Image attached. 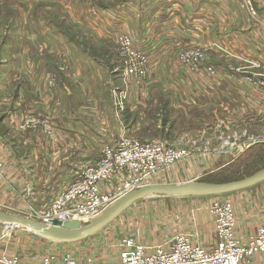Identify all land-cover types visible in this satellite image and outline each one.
<instances>
[{
  "label": "crops",
  "instance_id": "1",
  "mask_svg": "<svg viewBox=\"0 0 264 264\" xmlns=\"http://www.w3.org/2000/svg\"><path fill=\"white\" fill-rule=\"evenodd\" d=\"M251 1L254 12L245 0H113L93 11L86 10L79 0L77 8L71 6L72 1L58 0L73 9L72 18L67 20L89 31L82 40L102 50L86 48L82 40L72 36L60 40V32L48 19L15 20V34L8 36L5 49L8 55L0 62V211L26 216L31 209L43 210L79 171L100 157L101 138L105 137L89 128L87 121L103 124L117 117L111 98L113 87L120 92V96L114 93L116 104L123 101L128 109L165 102L175 109L187 107L207 113L211 124L208 132L219 140L209 144L204 154L188 156L162 170L151 183L198 180L203 170L221 169L256 144H264V89L260 85L264 82V0ZM119 33L127 34L134 47L149 58L145 83L124 79L122 73L113 74L119 64L109 47ZM214 43L221 49L213 48ZM190 46L209 50L194 71L172 58L177 49ZM60 66L65 70L60 71ZM208 66L213 73L206 71ZM97 104L105 106L100 111ZM29 112L50 120L49 134L21 127ZM217 122L226 130L224 135L214 134ZM229 122L235 126L225 124ZM247 128L255 133H247ZM132 129L134 125L126 133ZM105 131L113 132L111 128ZM123 136L130 135L120 134L106 144H114ZM101 187L105 188V183ZM240 191L245 189L233 192ZM245 193L230 196L236 234L243 239L264 224V206H248ZM203 197L212 196L191 198ZM195 215L190 220L184 216L175 233L195 232V242L211 249L216 241L212 217L208 212ZM132 236L155 245L171 235H161L158 241ZM86 239L48 242L44 251L34 247L27 253L25 248L17 256L33 263L46 254L59 256L63 252L71 253L79 262L88 255L104 259L98 249L107 244L100 233ZM0 252L10 254L8 250ZM106 257L116 260L117 254ZM239 264L264 261L254 255Z\"/></svg>",
  "mask_w": 264,
  "mask_h": 264
},
{
  "label": "rangeland",
  "instance_id": "2",
  "mask_svg": "<svg viewBox=\"0 0 264 264\" xmlns=\"http://www.w3.org/2000/svg\"><path fill=\"white\" fill-rule=\"evenodd\" d=\"M68 1H72L71 6H73L74 8L78 7L77 6L78 0H68ZM79 1L81 3V6L86 7L85 8L86 10L90 8L89 10L93 11V10H97V9H93L94 7L97 8L99 5L103 7L104 5H107L113 0H79ZM247 1L249 2L250 5V11L254 12V8L252 9L253 2L251 0H247ZM62 6L63 5H60V2H58V0H45V1L39 0L36 3L35 0H0V62L3 55L6 56L8 55V53L5 51L7 45H9L8 36L10 35L12 36V34H15V29L13 25H15L14 21L17 20L18 18L21 19L43 18L44 20L48 19L49 21L55 24V29L60 32L61 35L60 40H65L66 38H69L71 36L74 39H79V40L85 38L84 35H88L89 31L86 28H82L78 24L72 23L69 20H67L72 18V15L70 14V11L73 13L72 7L69 10L68 8ZM120 34H125V33H119L118 35ZM116 37L111 43L112 47L110 45L109 49L111 50L113 49L112 51L114 52L115 58L118 60V64H119L117 70H115L113 74L118 73L121 75V73L123 74V65H121L120 55L117 50ZM82 43L86 48L88 47L89 49L102 50V47L98 48L97 46H95V44L93 45V43L86 42L85 40H82ZM73 44L77 45L78 43L74 42ZM213 46H215L213 48L217 47L221 49V47H219V45L216 43H214ZM188 49H198L200 51H203L204 57L200 61V64L206 59L207 52L209 50L203 46L201 47L190 46V47L179 48L175 51L174 57L172 56V58H174L183 68H186L189 71H194L200 67V64L197 68L191 70L185 67L184 65H182V63L179 60L180 52ZM148 62H149V58L147 63ZM59 70L64 71L65 68L63 66H60ZM123 76L124 79L130 78V77H126L125 75ZM53 77L51 78L53 79ZM147 77L148 74L146 71V76L142 80L137 82L134 80L132 81L136 83L138 82L145 83L147 81ZM117 82L118 85L121 84L118 78H117ZM113 89L114 87L111 89V98L114 103L113 107L116 110L117 117L115 118L113 116L110 122H103V124H100L99 120L98 121L93 120V122L87 121V123H89L90 125L89 128H91L94 131H99L104 135L105 138H101L102 145L100 146V148L102 150L105 145H108L106 144L108 142L107 140H109L110 142H114V140H116L118 135L120 134L130 135L127 137H132L142 142L157 141L158 143H161L162 145H165L167 147H171L174 149H185L190 152L189 156L191 155L200 156L205 153L204 151L207 149V146L209 144L211 145L214 142L218 144L219 140L214 135H211V133L208 132L210 131L211 124L207 121L208 118L206 116L207 113L201 114L196 112L195 110H189L187 107L175 109V107H173L172 105L169 106L165 102H160L159 105H154V106L137 105L134 108L128 109L126 108L125 104L123 105V101L117 102L116 104V101L114 99L115 97L114 93H116L117 96H120V92L118 89L115 90ZM104 106L105 105L97 104V107L100 111L102 110V108H104ZM29 114H36V113L29 112L27 115ZM225 124L227 126L230 125L235 126L233 122L232 123L229 122ZM132 125H134V129L126 133L127 131L126 129L130 128ZM233 126L229 127V130L233 128ZM222 127L223 125L217 122V125L215 127L217 129V132L214 134L218 135V132H220L219 134L223 132L224 135V132L226 130H223ZM104 128L105 129L111 128V130L113 131L112 134L111 135L107 134ZM237 130L238 129H236L235 131ZM248 131L249 129L247 128V133ZM249 132L251 133L252 130ZM211 137H213L214 139L212 140ZM90 154L91 155H88L89 158L95 156L97 152L95 154L92 153ZM262 168H264V144H256L253 150L243 153L242 155L238 156V158L229 162L228 165L222 167L221 169L203 170L202 176L198 179V181H202V182L230 181L249 175ZM184 178H188V176ZM235 193L247 194L246 199L244 198L245 199L244 202L247 203L248 206L249 205L252 207H255V205L264 206V181L252 187L245 188V191L242 192L240 191L229 194L213 195L212 197L175 198V197L153 196L138 201L132 204L130 208L126 209L122 214H120L112 222H110L107 226H105L102 230H100L101 231L99 232L100 237L103 238L104 240L103 243L107 244L106 247L103 245V249L101 247L102 245L101 246L99 245L100 248L98 250H100V252L104 253L105 255V257L103 256L101 257H103L104 259H109V257H106V255L108 256L111 255V257L116 256V254L118 253V249L117 247H115V244H118L119 242L118 240H120V238L123 237L125 234L128 235V233H133L132 235L135 234L138 236L140 235V237L147 238L146 239L147 241L149 240V238H151V240L158 241L161 235L172 236L175 233L176 226L178 224H182V219L187 217V219L190 220L191 215L192 214L194 215L195 213L196 215H204L208 212V214L210 215L209 208L215 202H220V203L229 202L232 205L234 212V207H233L234 204L232 203L230 196ZM24 217H28L32 219L28 215ZM213 225H214V221H213ZM262 225L264 224H261L259 226ZM259 226H257L256 229ZM6 228L7 229H4L3 225H0V233H2V236L0 238V249L4 251L8 250L10 251L8 252L10 254H7L5 252L4 253L0 252V257H2L3 255L17 256V253H21L22 250L25 248L27 249V253H31L32 251L30 250L34 247L35 248L38 247L39 249L37 250L44 251L45 247H48L47 243L48 242L52 243L49 240L40 238L35 234H32L31 232L18 229L12 225H7ZM151 231L153 234H151ZM236 231L237 230L235 228V232ZM143 243L147 244L146 242ZM46 251H53V250L47 249ZM88 256L98 259L91 255ZM88 256H85V259ZM17 257L20 260L26 261L25 259H22L19 256ZM104 259H100V260H104ZM242 260H247V259H242Z\"/></svg>",
  "mask_w": 264,
  "mask_h": 264
},
{
  "label": "built area",
  "instance_id": "3",
  "mask_svg": "<svg viewBox=\"0 0 264 264\" xmlns=\"http://www.w3.org/2000/svg\"><path fill=\"white\" fill-rule=\"evenodd\" d=\"M245 2L250 8L249 2ZM132 44V39L125 34L116 37L123 75L137 82L146 76L148 58ZM203 57V51L198 49L184 50L179 54L182 65L191 70L199 66ZM206 71L213 73L210 66ZM49 79L52 86V78ZM260 85L264 89V82ZM21 127L43 134H49L51 130L49 119L36 114L26 115ZM189 154L185 149H174L157 141L142 142L123 136L114 144L105 145L100 157L79 171L46 208L31 209L28 216L44 223L54 219L85 223L119 197L150 184L155 175ZM1 169L0 162V172ZM102 183H105V188L101 187ZM209 213L214 220L216 237L211 249L195 242V232L180 231L155 245H147L136 236L125 235L115 244L118 249L116 260H98L88 256L79 262L69 252H63L59 256L49 253L36 263L3 255L0 264H239L242 259L254 255H260L264 261V225L243 239L235 232L236 220L229 202L213 203ZM7 225H3L4 229Z\"/></svg>",
  "mask_w": 264,
  "mask_h": 264
},
{
  "label": "water",
  "instance_id": "4",
  "mask_svg": "<svg viewBox=\"0 0 264 264\" xmlns=\"http://www.w3.org/2000/svg\"><path fill=\"white\" fill-rule=\"evenodd\" d=\"M264 181V168L241 179L227 182H202L187 180L178 183L149 184L135 189L108 205L97 217L83 223L78 220L44 223L24 216L0 211V225L12 224L36 236L55 243H74L86 239L107 226L132 204L153 196L202 197L230 193ZM2 233H0V238Z\"/></svg>",
  "mask_w": 264,
  "mask_h": 264
},
{
  "label": "bare ground",
  "instance_id": "5",
  "mask_svg": "<svg viewBox=\"0 0 264 264\" xmlns=\"http://www.w3.org/2000/svg\"><path fill=\"white\" fill-rule=\"evenodd\" d=\"M179 162V161H178ZM150 184H155V183H150ZM145 185H149V184H145ZM131 192V191H130ZM98 215H100V214H98ZM98 215H96V216H94V217H92V218H90L89 220H91V219H93V218H95V217H97ZM28 218V217H27ZM236 220V219H235ZM214 221V220H213ZM10 225H12V224H10ZM250 259V258H249ZM248 260V259H247ZM241 262V261H240ZM239 262V263H240Z\"/></svg>",
  "mask_w": 264,
  "mask_h": 264
},
{
  "label": "trees",
  "instance_id": "6",
  "mask_svg": "<svg viewBox=\"0 0 264 264\" xmlns=\"http://www.w3.org/2000/svg\"><path fill=\"white\" fill-rule=\"evenodd\" d=\"M254 173V172H253ZM252 174V173H251ZM250 175V174H249ZM246 176H248V175H246ZM243 177H245V176H243ZM243 177H241V178H243ZM241 178H238V179H241ZM234 180H237V179H234ZM230 181H232V180H230ZM225 182H227V181H225ZM218 183H220V182H218Z\"/></svg>",
  "mask_w": 264,
  "mask_h": 264
}]
</instances>
